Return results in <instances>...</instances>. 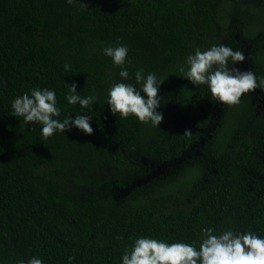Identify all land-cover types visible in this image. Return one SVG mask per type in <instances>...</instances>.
<instances>
[{
    "label": "trees",
    "instance_id": "obj_1",
    "mask_svg": "<svg viewBox=\"0 0 264 264\" xmlns=\"http://www.w3.org/2000/svg\"><path fill=\"white\" fill-rule=\"evenodd\" d=\"M110 43L128 46L126 82L139 88L137 68L163 79L158 125L109 111L124 79L101 52ZM218 43L264 76V0H0V264H121L137 236L199 247L204 228L264 236V116L248 93L222 103L179 71ZM73 81L96 102L68 104ZM32 87L55 90L58 119L90 113L92 133L45 138L12 116ZM177 109L200 131L172 130ZM152 168L163 172L117 195Z\"/></svg>",
    "mask_w": 264,
    "mask_h": 264
},
{
    "label": "clouds",
    "instance_id": "obj_2",
    "mask_svg": "<svg viewBox=\"0 0 264 264\" xmlns=\"http://www.w3.org/2000/svg\"><path fill=\"white\" fill-rule=\"evenodd\" d=\"M69 3L72 0H68ZM117 40L120 38L117 37ZM101 52L111 57L113 65L119 67V76L123 80L113 82L108 88L107 105L111 113L127 117L130 113L143 122L158 125L163 119L159 110L158 88L163 79L143 68H137L134 79L139 84L126 82L129 62L128 46L123 43L107 44ZM245 60V53L233 49L224 43L212 44L201 50L199 47L187 54L184 65L179 67L193 84H206L212 96L222 103H239L242 93L256 88L264 90V76L254 73L250 68H241L239 63ZM186 65V67H185ZM65 70L69 69L67 63ZM166 78V77H165ZM143 93V94H142ZM68 104L78 103L81 108L96 102L94 94L81 95L76 83H69L65 93ZM11 115L23 117L25 122H38L40 133L47 138L56 131L76 128L84 133H92V116L81 111L65 115L58 119L60 107L57 106L56 92L48 87H32L10 102ZM207 233L199 242V247L183 240L157 239L152 236H137L130 246H125L121 254V264H264V236L254 231H239L231 228L216 234L212 228L201 229ZM71 259V257H69ZM16 264H43L42 259L33 255Z\"/></svg>",
    "mask_w": 264,
    "mask_h": 264
},
{
    "label": "rangeland",
    "instance_id": "obj_3",
    "mask_svg": "<svg viewBox=\"0 0 264 264\" xmlns=\"http://www.w3.org/2000/svg\"><path fill=\"white\" fill-rule=\"evenodd\" d=\"M239 67L248 68L249 67L248 60L245 58L244 61L240 62ZM257 108H258V110H257L258 112L264 113V97H261L260 100H258V107ZM169 123H170V127L172 128V130H176L175 127H181L180 128L181 131H188L189 130V124L187 121V117L184 114L178 113V115H174V113H172V117H171ZM160 170H161L160 168L159 169L158 168L157 169L152 168L151 171L148 172L146 178H148V177H151V178L159 177L160 174L163 172ZM141 182L143 183V180ZM133 184H134V182L132 183L131 186H126L124 188H118L115 190V192L117 193L118 196L128 194V192L130 191L132 186H134Z\"/></svg>",
    "mask_w": 264,
    "mask_h": 264
},
{
    "label": "flooded vegetation",
    "instance_id": "obj_4",
    "mask_svg": "<svg viewBox=\"0 0 264 264\" xmlns=\"http://www.w3.org/2000/svg\"><path fill=\"white\" fill-rule=\"evenodd\" d=\"M246 58V57H245ZM247 59V58H246ZM250 62L248 61V64H249ZM240 64V63H239ZM248 68H250L251 69V65H249V67ZM246 93H248L249 95H251V97H252V103H254L255 104V110H256V112H257V114H259V115H263L264 116V113L263 112H258L257 110H258V100H260V98L261 97H264V91L263 90H261V89H259V88H256V89H254V90H251V91H249V92H246ZM174 113V115H178V113H181V114H183L182 112H180V110H176L175 112H173ZM184 115H186V114H184ZM186 117H187V115H186ZM187 121H188V124H189V130H199L198 129V127H194V128H192L191 127V125H190V122H189V120H188V118H187ZM179 128H181V127H175V129H179ZM188 130V131H189ZM200 131V130H199Z\"/></svg>",
    "mask_w": 264,
    "mask_h": 264
},
{
    "label": "water",
    "instance_id": "obj_5",
    "mask_svg": "<svg viewBox=\"0 0 264 264\" xmlns=\"http://www.w3.org/2000/svg\"><path fill=\"white\" fill-rule=\"evenodd\" d=\"M150 178H151V177H148V178H145V179H139V180L137 179V180L134 181V184H133V185H134V186H135V185H139V184L142 183V182H141L142 180H143V182H144L145 180L150 179Z\"/></svg>",
    "mask_w": 264,
    "mask_h": 264
}]
</instances>
